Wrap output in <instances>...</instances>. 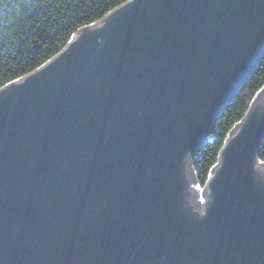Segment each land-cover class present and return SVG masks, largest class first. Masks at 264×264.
Masks as SVG:
<instances>
[{"label":"water","instance_id":"obj_1","mask_svg":"<svg viewBox=\"0 0 264 264\" xmlns=\"http://www.w3.org/2000/svg\"><path fill=\"white\" fill-rule=\"evenodd\" d=\"M264 0H128L0 88V264H264Z\"/></svg>","mask_w":264,"mask_h":264},{"label":"trees","instance_id":"obj_2","mask_svg":"<svg viewBox=\"0 0 264 264\" xmlns=\"http://www.w3.org/2000/svg\"><path fill=\"white\" fill-rule=\"evenodd\" d=\"M128 0H0V88L36 70L82 27L96 23ZM264 87V54L256 72L229 103L193 158L204 184L218 161L228 133ZM264 162V140L260 149Z\"/></svg>","mask_w":264,"mask_h":264}]
</instances>
